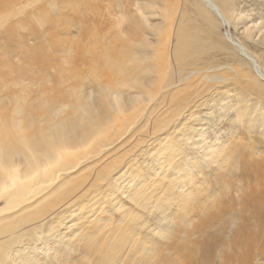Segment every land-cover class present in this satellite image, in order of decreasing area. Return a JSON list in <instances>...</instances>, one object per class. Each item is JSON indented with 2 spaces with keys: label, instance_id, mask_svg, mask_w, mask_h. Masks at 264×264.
<instances>
[{
  "label": "bare ground",
  "instance_id": "6f19581e",
  "mask_svg": "<svg viewBox=\"0 0 264 264\" xmlns=\"http://www.w3.org/2000/svg\"><path fill=\"white\" fill-rule=\"evenodd\" d=\"M254 1L257 10L245 11ZM108 6H114L116 12L109 9L103 13ZM260 7H264V0H0V17L4 19L3 13L11 12L16 17V29L30 28L26 32H39L47 41L43 48L30 44V52L24 56L27 69L23 67L24 62L15 66L17 80L13 84L21 86L23 91L28 90L24 89L28 85L24 83L27 70L43 75L42 81L31 84L35 86L30 91L32 95L29 98L24 94L11 98L0 95L4 105L10 104L8 110L12 114L0 109V264H38L40 254L51 259L48 264L57 263V252H50L49 242L64 247L72 244L80 250L96 247L83 256L84 264H155L156 261L159 264L161 254L196 253L201 250L198 244L208 246L207 254L213 247L222 246V258L233 252L234 264H246L231 244L225 246L224 236L205 230L214 227V223L219 233L224 229L239 238L237 249L249 251V262L250 254L254 260L264 261V150L258 149L253 136L248 153L255 162L253 178L252 172L247 174L245 170L250 167L246 163L239 169L233 166L227 173L216 171L218 193L207 194L211 200L203 201V207L196 204H200L203 190L208 193L210 187H204L199 196L190 193L184 197L179 192L173 198L168 193L194 179V170L201 175L202 168L207 166L204 163H210L211 159L218 164L221 159L228 162L231 158L229 169L234 165V157L241 163L240 158L245 156L243 150L249 142L239 152L236 148L243 138L242 132L228 133L227 129L232 127L230 121L240 120L238 114L243 105L238 102L241 99L253 98L256 103L260 100L264 109V83L239 56L238 47L225 41L215 11L219 9L230 24L246 28L240 44L250 56L258 52L260 59L264 58V22L255 28L240 19V10L246 19L256 13L264 14ZM256 33H259L257 42H247ZM260 65L264 69V63ZM226 71L234 74H225ZM226 81L231 82L233 90L224 87L226 95L219 99V107L210 112L211 120L194 121L200 128L210 125L198 131L191 143L203 148L201 143L210 136L211 128L223 124L222 121L228 122V126L221 137H229V141L227 146L215 147L216 138L205 146L207 156L198 169L187 157L195 149H183V142L176 140L179 136L174 138L165 132L173 129L183 114L203 106L197 104L211 92L222 91L217 85L226 86ZM254 105L249 106L252 113L257 111ZM164 106L168 109L157 110ZM141 119L144 124L136 129L144 128L148 141L158 133L166 134L165 141L160 140L159 147L148 156L155 157L148 172L154 171L161 180L149 179L148 172L128 170L135 167L126 162L122 164L124 156L96 168L105 157L103 150L126 132L130 137L136 136L138 132L133 127ZM249 131L245 130L247 134ZM229 147L233 149L225 151ZM84 169L93 171L92 181L70 184L69 179ZM119 169L124 170L113 181ZM172 172L176 175L170 179L166 174ZM89 177L90 174L85 179ZM230 177L242 178V184L224 188ZM126 180V186L119 188L117 184ZM164 180L168 185H164ZM156 186H162L161 190L156 192L152 188ZM115 187L116 192L112 190ZM103 189L106 193L100 194ZM30 191L33 194L24 199ZM77 191L81 192L77 194ZM85 191L83 199L91 197L86 200V206L92 201L88 209L102 205L101 198H104L108 201L105 204L115 205L114 211L121 212L119 220L124 227L116 232L98 226L94 235L84 234L79 221L85 220L83 225L92 226L102 220L95 216L89 221L94 211L71 201ZM228 192L237 198L224 201L233 210L231 220L212 222L214 214L225 209L220 199ZM122 194L137 209L150 215L159 214L158 218L154 217L159 227L150 230L140 212L123 210L125 206L120 204L119 197ZM173 201L177 208L170 210ZM148 202L154 203L151 209H147ZM208 208L213 211L205 212ZM196 210L195 225L193 211ZM84 211L88 217L83 216ZM128 221L133 222L132 227L127 226ZM66 230H72L70 235L80 233L65 240L66 234L61 232ZM142 232H149V239L139 237ZM193 236L203 239L190 247L180 243ZM150 239L155 241L152 243ZM111 240L113 246L106 249L104 244ZM186 257L190 259L191 254ZM206 262L214 264V257ZM217 264L223 263L219 260Z\"/></svg>",
  "mask_w": 264,
  "mask_h": 264
},
{
  "label": "rangeland",
  "instance_id": "374dc122",
  "mask_svg": "<svg viewBox=\"0 0 264 264\" xmlns=\"http://www.w3.org/2000/svg\"><path fill=\"white\" fill-rule=\"evenodd\" d=\"M212 1V0H210ZM239 1V0H237ZM257 1H261V0H257ZM253 8H255V10H257L256 8V2L254 1L252 3V6L245 8V11L249 10L251 11ZM262 8V10L264 9V7H260V9ZM111 10L113 13L116 12V8H114V6H108L104 11L107 12L108 10ZM102 12V11H100ZM217 12V14H216ZM240 12L242 13V16L240 17L241 20H244L245 22H247L248 25L253 24L255 28H257L259 26V24L261 22H264V14H254L252 16H250L249 18H245V16L243 15V10H240ZM264 12V11H263ZM4 15V19L2 17H0V22L2 20H5L4 23L2 25H0V95H5L8 97H12L15 94H24L25 98H29V96L32 95V88L34 89V87L31 86V84H35L36 82H40L43 80V78H41L43 75L40 73L37 74H33L30 70L26 71V77L24 80L25 84H28L26 87H24V89H28V90H21L22 87L19 86L18 84H13L15 80H17L16 77V70L17 68L15 67L16 65L19 64H23L22 62H24V68H28L27 63L24 59V56L26 53L30 52V44L31 46L36 47H40L43 48L42 45L46 44L47 41H44V37L41 36V34L39 32H26L29 31L30 28H15V22H16V17H13L10 13H3ZM7 14H9V16H6ZM216 17L218 18L219 22H220V33L223 36V38L225 39L226 42H229L230 44H232L233 46H237L238 47V54L241 58H244L245 62L247 63V66H251L254 74L256 75V77L259 78L261 83H264V69L261 68L260 64L264 63V58L260 57V59L257 57L258 52L255 54H252V56H250L248 54V51H246V49L240 44L241 43V38L244 37L243 36V32L246 29L244 26L240 25V24H233V22L230 24V22L225 18L224 15L221 14V12L219 11V9L216 8L215 11ZM11 15V16H10ZM220 17H219V16ZM222 15V16H221ZM9 17V18H8ZM223 19H220V18ZM255 17V18H252ZM108 18V17H106ZM14 24V25H13ZM235 25V26H234ZM37 27V26H35ZM34 27V28H35ZM21 32V33H20ZM43 37V38H42ZM259 38V33H256V35L253 37V39H247V42L249 43H255L257 42ZM34 40V41H33ZM227 73L225 74H234V72H230V71H226ZM29 73V74H28ZM31 76V77H30ZM37 79V80H36ZM237 80V79H236ZM7 81V82H6ZM27 82V83H26ZM227 85L223 86L218 84L217 87H219L222 91L218 90V91H213L211 92V94L208 95L207 98H205L204 100H201L197 105H203V106H199L197 109H193L188 113H192V115L190 116V114L185 113L183 114V118H180L177 122H175L174 126L172 127L173 129L169 130L167 129V131L165 133L171 134V137L174 138H178L176 139L178 142H183V144L181 145L183 147V149H195L194 153H189V155L187 156L191 162L195 163V166L199 169L201 168V161L205 160L207 154L206 152H204V148L205 146H209L212 144V142L214 141V139L217 138V141L214 143L215 147H222L223 144L226 145V143L229 141V137H225L222 138L221 137V132L223 131V129L228 126V122H224L222 121L223 124L221 125H216V128L213 129L211 128L210 132V136L207 137V139L201 143L203 148H199L196 145L192 146L191 140L192 138L198 133V131L203 130L205 127H207L208 125H210V123H208V125H204L203 127L200 128V125H197L194 123V121L196 119H201L204 120L206 118H208V114L210 112H214L217 108L219 107V104L221 103L220 100H222L224 98V96L226 95V89H224V87L228 88V91H232L233 87L231 86V82L230 81H226L225 82ZM11 90V92H10ZM13 92V93H12ZM241 96V95H240ZM220 99V100H219ZM219 100V101H218ZM2 102V103H1ZM217 102V103H216ZM260 100H258V103H256V101H254V99H241L238 103L242 104V109L240 111V113L238 114V118H240V120L235 119L232 120L230 122H232V127H230L229 129H227L228 133H230V131H232L231 133H236L238 130L242 132L241 137L242 140L239 142V144L237 145L236 149H239L242 145H245V143H247V141L249 142V146L246 147L243 152L245 153V156H242L240 158V162L234 157V165H231L229 167V169H227L228 163L231 162V158L229 159V161L227 162L226 159H221L223 157V155L219 156L216 160H220L219 163L217 164L216 161L213 162V160L211 159L210 163H204L207 166L203 167L201 170V175L199 172L194 170V174H195V178L192 179L191 181H185L184 184H180L179 189H172L171 191H169L168 193H170V196H173V198L180 192L182 196L186 197L188 196L190 193L193 194H197L198 196L200 194V199L199 197H197V199H199V203L200 204H196L200 206H204L203 201L206 202H210V198L209 195L207 196V194H214L218 193V186H216L215 184V179H214V175H216V171L218 172H223V173H227L228 170H230L233 166L237 167L238 169L240 168V166L243 163H246V165H250L249 168L245 169L248 170L249 172H252L251 176L253 178V173H254V158L251 156H248V153L251 152V145H252V140L250 139L251 136H253L254 138V142L255 144L259 147V150H264V113H262L264 111L263 106L260 104ZM4 101L0 100V104H1V112L2 110H4V113H8L9 115H12L11 112L8 110L9 107L8 105H4ZM215 103L217 104L215 106ZM6 104V103H5ZM250 104L254 105L256 104V108L257 111L255 113L251 112V108L249 107ZM255 106V105H254ZM168 109V106H164L163 108L160 107L157 110L162 111ZM13 113V112H12ZM222 113V112H220ZM14 114V113H13ZM223 114V113H222ZM197 115V116H196ZM202 124L204 123V121L201 122ZM144 124V120H140L136 126L133 127V130L135 132H138L137 134H135L136 136H128V132H126V134L124 136H122L121 138L118 139L117 142H115L113 145H111L110 147H108L107 149L103 150V154H105L103 157V159L101 161H99L95 166L96 168L98 167L101 168L103 167L106 163H108L111 160H114L116 157H123L122 160V164L123 163H127L130 166H134L135 168H128V170L135 172L136 170H141L143 172H148V167H150L151 165H153V161L154 158L150 159L148 156L153 154L155 152V150L159 147V145H157L159 143V141H165L164 137L166 136V134L162 133H158L156 134L153 138H151L148 141V138H146V136L148 135L146 132H144V128L141 129H136L138 128V126ZM172 125H170L169 127H171ZM245 127V129H244ZM203 128V129H202ZM112 129H114V126H112ZM112 129L109 130V132L112 131ZM195 129V130H194ZM207 130V129H205ZM245 130H250L248 132V134L245 132ZM113 132V131H112ZM193 134V135H192ZM247 136V137H246ZM139 140V142L136 143V140ZM157 145V146H156ZM227 146V145H226ZM229 149H233L231 147L226 148L225 151L229 150ZM153 150V151H152ZM110 151V152H109ZM242 149H239V152H241ZM109 152V153H108ZM149 153V154H147ZM237 160V161H236ZM233 161V160H232ZM225 162V163H224ZM94 166V167H95ZM193 166L189 169H192ZM76 169L73 170V172H75ZM124 169H119L118 171H114V175H113V181H115L117 178H119L120 173L123 171ZM128 171V173L130 172ZM238 171V170H237ZM64 173V172H63ZM90 174V177L85 179V176ZM205 174V175H203ZM232 173H230L229 175H231ZM150 175L149 179H158L161 180V178H157L155 176L154 171H149L148 172V176ZM170 179H172L173 175H176L175 173H168L166 174ZM94 176L93 171H90L89 169H84L83 171L75 174V176L71 179H69L70 184L76 183V182H80V181H85V184L88 181H92V177ZM250 177V176H249ZM182 178V174L179 175V179ZM252 178H250V180H252ZM129 180V179H128ZM128 180L124 181L123 183H121L122 181H120L117 185L119 188H123L126 186ZM90 181V182H91ZM153 181V180H152ZM140 182H136V184H138ZM152 183V182H151ZM209 183V184H207ZM168 185V182L166 180H164V185ZM233 184L241 185L242 184V178L240 179H233V177H230V179L227 180L224 188H228L229 186H232ZM112 186V185H111ZM113 187V186H112ZM164 187V186H163ZM204 187H210L209 188V192H205V190L201 191ZM152 188H156V192L161 190L162 186H156V187H152ZM85 189V188H84ZM83 189V191H84ZM95 187L92 188V191H94ZM114 192H116L118 190V188H113L112 189ZM79 194L80 192L77 191ZM200 192V194H198ZM87 191H85L81 196H76L75 198H73L71 201H78L82 207H86V210L88 209L87 206L90 205L92 203V201H90V203L86 206V200L88 199V201L91 199V197L89 196L86 197L85 199L84 196L86 195ZM106 193V189H103V191L100 192V194H104ZM212 193V194H211ZM25 198L30 197L33 194V191L30 192H26L25 193ZM99 194V197L102 196ZM157 194H155V198H156ZM120 198H122L120 204H122L124 207L123 210H135L140 212L141 214V219L142 220H147L148 221V229L153 230L154 228L159 227V224L156 223V220L154 219V217H157L156 215L159 214H153L150 215L147 211L144 210H139L136 207L132 206L130 204V202L124 197V195L122 194V196L119 195ZM101 198V197H100ZM204 198V199H203ZM231 198L233 199H237L235 197V195L233 194V192H228L226 194L223 195V197H221L220 201L222 202V209L221 213H215V218L213 220H211L212 222H214L215 220L218 219H222L225 220L227 222H229L231 220L232 217V213L233 210L231 211L229 208H227V204L224 201H230ZM101 203L102 205L97 207H89L90 209L88 210H93L94 211V216H92L89 221H93L95 219V216H98L99 219H102L100 221V224L98 225L97 223H95L94 225H89L88 223L83 225V223L85 222V220H81L79 221V224L81 225V230L84 234L86 235H94L97 231H98V226H104V230H108V229H115V231L117 232V230L122 229L124 227V225L122 223H120V213L119 211H114L115 210V205L114 207L110 204H105L108 203L107 200H105L104 198H101ZM196 199V200H197ZM22 200V197L20 196L19 201ZM176 200V199H175ZM1 201V199H0ZM191 202H193L191 200ZM63 203V202H62ZM61 203V204H62ZM232 203V202H231ZM125 204V205H124ZM154 205V203L152 202H148L147 205V209H151V207ZM60 207V206H59ZM62 208V207H61ZM108 208L107 211L103 212V210H106ZM177 208V205L175 203V201H173L171 203V208L170 210H174ZM209 209H206L207 213H209ZM65 211H67V209H64ZM71 210V209H70ZM74 210H71L70 212L73 213ZM114 211V212H113ZM211 211H213V209H211ZM56 212V211H54ZM53 212V214H54ZM194 213V221L196 222L195 225L197 224V219H198V210L193 211ZM82 214H84L83 216L88 217L87 212L84 211ZM58 215V213L52 217H56ZM52 217L48 218V220L52 219ZM161 218V217H160ZM56 219V218H55ZM70 219H72V217H70L66 222H68ZM154 219V220H153ZM73 221L75 222L76 220L73 219ZM209 222V220H208ZM71 222H69L67 224V226L70 224ZM135 223H138V221L136 220ZM233 226V224H231ZM127 226L132 227L133 226V222L132 221H128ZM205 230H210V232L212 234H216L218 237H222L224 236V241H225V246H228L229 244H231L236 250L237 252L241 253L242 257L244 258L246 264H264V261L262 259H253L252 256L253 254H250L251 258H250V262L248 259L249 256V251H246V249L244 248L245 251H241L240 249H237V245L239 244L240 240L239 238H235L232 236V234L230 232H228L227 230H221V232L219 233L218 231H216V227H215V223H214V227H207ZM72 232V230H66L61 232L62 234H66V239H72L77 233H80L79 231H76L75 234L70 235V233ZM53 235V234H52ZM55 236V234L53 235ZM139 237H142L144 239H149V232H142V235H138ZM101 238V235H100ZM203 238H200V236H193L190 238H185L183 239L180 243L183 244H187L189 247L193 246L194 244L198 243L199 240H202ZM80 241H82V239H79ZM73 241H77V239H74ZM154 239H150V242H154ZM104 246H106V249H110L113 244H112V240L109 241L107 244H104ZM96 247H90V248H84L83 250H80L79 246H75V245H69L67 247H64V245H60L57 246L55 244H53L52 242H49V250L50 252H57L56 255H58L57 257V263H53V264H84L83 262H81L83 256L85 254H89L91 253ZM198 248L201 249L199 251H197L196 253H187V252H183V253H166V254H161L160 255V261L158 262L159 264H211V263H207V259L208 258H212L214 257V264H217L218 261L220 260L223 264H234L231 260L234 257L233 252H228V254L226 255V257L222 258L220 253L223 250V247H213L212 251L210 254H207L206 249L208 248V246L202 245V244H198ZM101 250L103 251V249L101 248ZM216 253V255H215ZM188 254H191V258L188 259L186 256ZM67 256H70L69 259H66ZM150 257L155 258L154 255H151ZM207 258V259H206ZM39 262L38 264H48L51 262V259L48 257H43V254H40L38 256ZM157 264V261L156 263Z\"/></svg>",
  "mask_w": 264,
  "mask_h": 264
},
{
  "label": "snow or ice",
  "instance_id": "6c2138e0",
  "mask_svg": "<svg viewBox=\"0 0 264 264\" xmlns=\"http://www.w3.org/2000/svg\"><path fill=\"white\" fill-rule=\"evenodd\" d=\"M208 118H209V120H211V118H212V113H209V114H208Z\"/></svg>",
  "mask_w": 264,
  "mask_h": 264
}]
</instances>
